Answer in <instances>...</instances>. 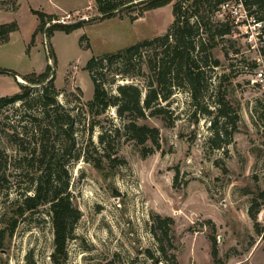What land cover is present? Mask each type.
Here are the masks:
<instances>
[{"label":"rangeland","instance_id":"374dc122","mask_svg":"<svg viewBox=\"0 0 264 264\" xmlns=\"http://www.w3.org/2000/svg\"><path fill=\"white\" fill-rule=\"evenodd\" d=\"M171 5L130 21L102 19L95 0H0V22L15 19L19 24L11 43L0 47V65L28 73L42 72L49 63L48 79L53 78L56 98L64 107L60 112L74 117L72 136L69 127L50 133L51 142L69 150L63 157L64 180L81 214L60 264H264V81L256 75L264 68L263 41L252 47L232 24L212 50L221 63L210 71L205 94L195 100L186 87H175L162 101L166 119L147 111L148 118L138 121L159 129L158 145L133 139L125 130L129 117L120 116L117 106L100 113L88 108L95 89L85 68L88 60L164 29L172 17ZM33 10L55 17L37 31L28 51L41 23ZM211 16L214 22L221 19L216 12ZM82 18L86 23L70 33H45L50 24ZM48 49L57 63L48 60ZM156 50L158 45L140 49L136 65H127L135 70L133 75L121 70L108 74V89L116 93L117 85L134 83L145 96L149 58ZM113 66L124 68V63ZM22 75L0 74V96L19 91L17 81L31 86V108L26 110L21 100L0 107V264H55L49 204L22 216L16 212L22 194L31 193L27 189L38 169L23 159L15 135L27 129L29 138L22 146L31 150L36 135L27 115L41 114L40 101L33 99L41 86ZM223 104L235 116L234 124L229 116L218 117ZM255 202L256 220L249 214ZM158 215L171 220L162 243L153 232ZM12 218L18 225L10 233Z\"/></svg>","mask_w":264,"mask_h":264},{"label":"trees","instance_id":"16d2710c","mask_svg":"<svg viewBox=\"0 0 264 264\" xmlns=\"http://www.w3.org/2000/svg\"><path fill=\"white\" fill-rule=\"evenodd\" d=\"M172 1L95 0L102 19L126 17L130 21H135L143 17L147 11L162 7ZM248 2L251 8L255 7L251 11L257 18L264 20V0H248ZM219 3L220 0H174V19L163 34L139 40L135 44L117 51L93 55L85 67L89 71L95 87L93 97L87 103L89 110L100 113L109 106H117L120 116L129 117L125 124V130L133 139L138 143L152 140L158 145L159 129L138 121L148 118L147 111H149V116H161L166 119L167 109L162 105V101L169 99L175 87H186L195 100H199L209 89L213 76L210 71H213L212 69L221 63L218 58H213L212 50L217 46L218 38L230 33L232 29L230 21H213L211 15L215 14ZM33 13L39 16L41 23L32 35L27 48L28 51L35 40L37 31L45 29L48 18L51 21L55 17L38 10H33ZM85 23L86 21L82 19L68 23L55 22L47 26L45 33L48 36H52L55 30L70 33ZM18 29L19 24L16 20L0 24V43L7 42L10 34ZM84 38L82 37V40ZM150 45H158L160 51L156 50V53L149 58L151 75L148 77V88L145 96H143L142 88L134 83H121L117 85V92L112 93L106 85L108 74L119 75L121 70L123 75H133L135 70L127 67V65L135 66L134 59L140 53V49ZM47 57L48 60L53 58L54 62L57 63L56 55L53 52L50 53L49 49ZM117 62H123L124 68H115L114 71L113 65ZM51 71L52 67L48 63L42 72H30L22 75L29 83L40 84L41 86V94L33 97V99L40 101L41 114L30 113L27 115L33 137L36 135V142L31 150L22 146L29 138L27 129L24 132H17L15 135V142L19 145V149L24 151L23 159L28 163L31 162L32 167L38 169L36 170L38 176L31 177L32 186L27 189L31 193L24 192L22 194L23 197L20 199L16 212L22 216L27 211H33L41 205L49 204L54 228L52 257L55 264H60L66 256L67 243L74 224L81 214L78 208L73 205L68 192V181L64 180L67 170L63 157L69 153V150L62 143L57 146L56 141H50V133L53 128L61 131L63 127H69L72 136L74 123V117L71 113L60 112V109H64V107L59 104L56 98L58 93L53 78L48 79ZM136 73H140V67ZM0 74H10L15 78L20 75L15 70L6 67H0ZM17 82L20 90L12 95L0 96V107L21 100L24 107L27 106L26 110L31 108L28 104L31 92L30 84ZM111 83L115 84L114 81ZM225 106V104L219 105L218 117L227 118L231 115ZM229 117H231L232 123L236 122L235 116ZM220 132L221 130L218 129L217 133ZM95 165L98 168L102 167L100 163ZM255 203L256 206L251 205L249 209V214L254 220L257 219L259 212V203L258 205L257 202ZM156 219L157 223L155 220L153 232L162 243L164 238L168 237V226L171 220L159 215ZM17 225L18 219L12 218L9 224L10 233H13ZM160 247L161 250H164L162 245ZM213 253L217 254L216 246H213ZM150 256L154 257L151 253ZM155 262L158 263V261Z\"/></svg>","mask_w":264,"mask_h":264},{"label":"built area","instance_id":"2783aa9c","mask_svg":"<svg viewBox=\"0 0 264 264\" xmlns=\"http://www.w3.org/2000/svg\"><path fill=\"white\" fill-rule=\"evenodd\" d=\"M255 7H250L248 0H220L216 8V15L221 17V21H230L231 24L242 31L246 41L255 47L258 40L264 42V20H259L251 11ZM223 19V20H222ZM256 75L259 80L264 81V68L259 67Z\"/></svg>","mask_w":264,"mask_h":264},{"label":"crops","instance_id":"0c3cea01","mask_svg":"<svg viewBox=\"0 0 264 264\" xmlns=\"http://www.w3.org/2000/svg\"><path fill=\"white\" fill-rule=\"evenodd\" d=\"M169 5H171V3H169ZM162 7H164V6H162ZM162 7H159V8H155V9H160V8H162ZM171 7H172V17H171V20H170V22L168 23V25L164 28V29H162V30H157L156 31V34H154V35H152V36H150V37H153V36H157V35H160V34H163V32L165 31V30H167V28L170 26V24L172 23V21H173V19H174V16H173V5H171ZM2 10H4L3 8H2ZM6 11H12V10H10V9H5ZM0 11H1V9H0ZM14 12V11H13ZM13 20H15V19H12V20H9V21H6V22H10V21H13ZM17 21V20H16ZM2 23H5V22H0V24H2ZM38 26V25H37ZM37 26H36V28H37ZM35 28V29H36ZM19 30V29H18ZM17 31V30H16ZM16 31H13L11 34H10V37H9V40L7 41V42H5V43H0V47H2L3 45H6V44H10L11 43V41H12V38H13V36H14V33L16 32ZM150 37H148V38H150ZM145 39V38H144ZM0 67H2L1 65H0ZM3 67H6V66H3ZM10 69H13V70H15L16 72H18L19 74H27V73H20V71H18L17 69H14V68H12V67H9ZM28 73H30V72H28ZM19 76V75H18Z\"/></svg>","mask_w":264,"mask_h":264},{"label":"water","instance_id":"95a60500","mask_svg":"<svg viewBox=\"0 0 264 264\" xmlns=\"http://www.w3.org/2000/svg\"><path fill=\"white\" fill-rule=\"evenodd\" d=\"M85 19V18H82V20Z\"/></svg>","mask_w":264,"mask_h":264}]
</instances>
